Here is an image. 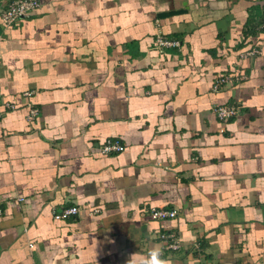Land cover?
Returning <instances> with one entry per match:
<instances>
[{"label":"crops","instance_id":"crops-1","mask_svg":"<svg viewBox=\"0 0 264 264\" xmlns=\"http://www.w3.org/2000/svg\"><path fill=\"white\" fill-rule=\"evenodd\" d=\"M9 1L0 264H127L157 245L171 264H264V0H39L6 27ZM159 31L181 46L158 49ZM109 139L125 149L104 153Z\"/></svg>","mask_w":264,"mask_h":264},{"label":"built area","instance_id":"built-area-1","mask_svg":"<svg viewBox=\"0 0 264 264\" xmlns=\"http://www.w3.org/2000/svg\"><path fill=\"white\" fill-rule=\"evenodd\" d=\"M40 6L39 0H10L7 3L6 7L1 11V22L6 27H11L22 20L28 18L38 7ZM261 28L264 31V22L261 24ZM1 40V36H0ZM181 41L176 38H170L163 34V32L159 31L156 35L155 45L158 49L165 48H173L181 46ZM259 52L258 49L252 48L246 52L242 53V56H252L255 53ZM237 81H241L246 78L245 74L238 75L230 74V75H220L217 77L216 81L213 84V91L219 92L223 85L232 82V79ZM32 95V91L24 92L23 97L29 98ZM26 107L28 110L27 119L32 122L35 120L36 115L38 113V108L30 102H26ZM16 103L10 100L0 101V118L1 116L9 111L16 109ZM240 106H237L233 103L217 105L214 108V111L217 114V117L220 121L226 122L231 118L237 116L239 113ZM125 149L124 145L118 139H109L107 140L103 146L102 151L104 153H114V152H122ZM24 197H19V201H24ZM78 206H72L63 209L59 213L55 215L58 219H68L72 215H76L79 212ZM99 212V209H95L93 213ZM2 213V208L0 205V214ZM178 215V211L176 209H167L165 207H153L150 209L149 216L155 220H167L172 219ZM164 240L167 241V248L179 249L180 248V237L174 231L163 232L161 236Z\"/></svg>","mask_w":264,"mask_h":264},{"label":"clouds","instance_id":"clouds-1","mask_svg":"<svg viewBox=\"0 0 264 264\" xmlns=\"http://www.w3.org/2000/svg\"><path fill=\"white\" fill-rule=\"evenodd\" d=\"M127 264H171V261L164 258L163 250L157 245L151 248L147 255L131 254Z\"/></svg>","mask_w":264,"mask_h":264},{"label":"trees","instance_id":"trees-1","mask_svg":"<svg viewBox=\"0 0 264 264\" xmlns=\"http://www.w3.org/2000/svg\"><path fill=\"white\" fill-rule=\"evenodd\" d=\"M263 21H264V20H263ZM263 21H262V22H263Z\"/></svg>","mask_w":264,"mask_h":264}]
</instances>
